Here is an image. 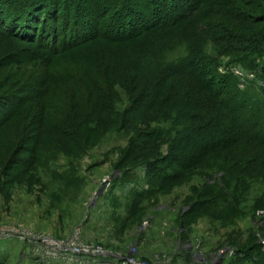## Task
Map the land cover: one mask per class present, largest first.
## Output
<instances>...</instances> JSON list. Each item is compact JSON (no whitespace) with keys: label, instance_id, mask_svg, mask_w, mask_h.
Wrapping results in <instances>:
<instances>
[{"label":"rangeland","instance_id":"374dc122","mask_svg":"<svg viewBox=\"0 0 264 264\" xmlns=\"http://www.w3.org/2000/svg\"><path fill=\"white\" fill-rule=\"evenodd\" d=\"M75 1L88 15L106 8L92 17L101 36L74 48L57 50L0 25V105L5 102L6 109L0 119L12 113L0 128V264H92L91 257L77 255L83 260L77 262L57 252L56 246L73 241L87 252H109L98 258L106 263L130 253L150 264H264V178L261 167L239 162L262 148L242 143L201 149L181 178L165 179L178 171L167 157L181 145L182 127L175 112L167 120L160 109L152 120L147 105L135 103L149 88L158 99L167 91V106L177 94L186 95L183 90L203 99L194 77L169 69L165 74V68L216 52L207 18L197 19L204 11L213 10L215 16L206 12L213 22L224 18L248 33L264 27L258 23L264 0H232L244 9V21L225 18L235 4L225 8L218 0H202L203 7L177 26L141 33L116 23L114 6L120 10L128 0ZM147 1L130 0L146 18ZM237 55L220 54L210 70L238 75L240 87L247 85L250 97L264 101V78L258 76L263 60L250 70ZM154 131L160 135L147 143ZM152 147L166 158L157 164L160 170L145 163ZM210 185L214 193L203 198ZM198 201L207 202L194 212Z\"/></svg>","mask_w":264,"mask_h":264},{"label":"trees","instance_id":"16d2710c","mask_svg":"<svg viewBox=\"0 0 264 264\" xmlns=\"http://www.w3.org/2000/svg\"><path fill=\"white\" fill-rule=\"evenodd\" d=\"M131 2L130 0L126 1L120 10L114 6L115 16L119 13L118 16L120 17L119 20H116V23L119 24L120 20H122L120 26H128L130 24L133 31L139 30L138 33L157 28L168 29L175 27L184 21L190 13L193 14L195 11L197 13L205 3L202 0L199 1L198 5L194 4L193 0H148L147 9L149 10L145 12L146 14L149 13V16L146 18L141 9L135 5L136 3ZM218 2L220 4H218V7L222 6L225 8H230V6L235 4L232 0H218ZM154 3L156 6H154ZM158 3L161 4L158 5ZM237 5L236 3L233 8L225 11V18L246 20L244 9H242V6L239 5L238 7ZM205 7L208 8L206 4ZM105 8L101 7L96 11L92 9L88 15L89 12L75 0H67L64 4H62L61 0H0V25L7 26L14 35L28 37L33 42L50 44L57 50H65L74 48L100 35L101 31L97 30V23L92 17L99 11H104ZM154 8L156 14L152 13ZM237 9L241 12L234 11ZM204 12L205 15H200L197 19L205 20L207 18L206 24L208 29L212 31V33H208L209 40L213 42L216 48H219L217 46L222 44L221 49L215 48L216 52L203 56L205 59L200 57L201 62L197 59H192L195 56H201L195 55L192 58L178 61L174 66L173 64L169 65L164 70L165 74H167L169 69L171 70L170 72L177 71L180 74L194 77L195 84L198 87L196 94L204 92L203 99L194 98V92L183 90L186 95L177 94L178 99L172 104L170 103V106H167L166 104L172 101L168 99L169 93L166 91L164 99H158L155 91H153L154 89L149 88L145 91L146 93H140L135 103L138 106H141V103L147 105L148 113L145 114H148V119L152 120L158 117L160 109L166 115L165 119L167 120L171 117L168 114L175 112L174 121L182 127L178 135L181 145L177 143L179 146L172 148L170 153H168L169 157H167L170 159V166H178V171L174 174L168 173L165 175V179L174 180L181 178L184 170L196 164V160L200 155L195 158V161L193 155L201 149L217 150L220 148L226 150L230 146L241 145L242 143L255 144V150H257L256 146L262 148L261 152L258 151L254 154L253 158H246V160L243 158L239 162L240 164L245 163V165L249 162L254 164L255 166H250L251 169L261 167L260 173L264 178V101H261V99L257 100L256 97H250L247 93V85L241 88L240 83L236 81L239 77L238 75L237 77L231 73H213L210 70V67H213L218 61L220 54L227 52L231 54L239 53L237 60L244 62L245 67L250 70L259 67L257 66L259 64L258 59H262L263 61H261L264 64V27L244 33L228 25L224 18L223 21L213 22L214 18L210 19L211 17L208 18V15H206V12L210 14L213 13V10ZM167 14L168 16L170 14L171 17L164 20ZM213 14L215 16V13ZM135 15L137 21L134 19ZM122 17L125 19H122ZM263 22L264 20L258 21L259 24ZM232 24L237 25L236 22ZM132 28H130L127 35L132 34ZM89 30L93 31V35H88ZM182 32L180 31L179 35L183 39L185 34ZM105 33L108 34V30ZM218 34L222 35L219 36ZM105 37L113 38L116 36ZM204 60L208 62L205 63L203 62ZM262 63L260 65L262 70L260 69L258 76L264 78V65L262 66ZM162 78L164 79L165 76H159L158 79ZM173 87L176 88V84H173ZM145 94L147 95L145 96ZM262 99L264 100V98ZM4 106L5 102L0 105V112L6 110ZM10 112L5 114L4 119H0V128L3 122L9 120L12 116ZM134 113L137 115L141 112L134 111ZM204 132H209V134L204 135ZM213 132H215V135H213ZM157 135H160L158 131ZM157 135L155 131L147 134L148 140L146 142H151L150 140L157 138ZM225 135L227 137L224 139ZM230 135L231 139L228 140ZM222 142L225 143L223 144ZM154 150V147H152L148 154H145V163L151 170L156 171L158 169L156 167L157 164L163 163L166 158L163 157L162 159L159 154H153ZM192 151L194 153L189 155ZM214 191L210 185L201 196L203 198L207 197L212 195ZM206 202H196L194 212L200 211ZM212 203L214 202L210 204Z\"/></svg>","mask_w":264,"mask_h":264},{"label":"built area","instance_id":"2783aa9c","mask_svg":"<svg viewBox=\"0 0 264 264\" xmlns=\"http://www.w3.org/2000/svg\"><path fill=\"white\" fill-rule=\"evenodd\" d=\"M236 73L239 74V75H242V76H245L243 72L241 71H238L236 70ZM253 76V75H252ZM72 246V247H69ZM59 247L56 246V248H59L58 249V253L61 255V254H66V253H70L69 255H73V256H76L77 255H80L81 257H84V256H88V257H91V259H87V261H90V263L92 264H150L148 261H142L140 260L137 256H133L135 254H127L126 256L124 255H120V254H115V259L113 260H109L107 263L106 262H103V261H100L98 258L99 256L101 255H110L109 252H106L104 250H96L94 252L92 251H84L86 250L85 248L82 249L83 246L81 247H78L77 244H59L58 245ZM86 247V246H84ZM55 254V256H58V254ZM75 261L79 262V258L77 257V259H75ZM83 261V260H82ZM80 261V262H82ZM82 264V263H80Z\"/></svg>","mask_w":264,"mask_h":264},{"label":"bare ground","instance_id":"6f19581e","mask_svg":"<svg viewBox=\"0 0 264 264\" xmlns=\"http://www.w3.org/2000/svg\"><path fill=\"white\" fill-rule=\"evenodd\" d=\"M71 244H75V241L71 242Z\"/></svg>","mask_w":264,"mask_h":264}]
</instances>
